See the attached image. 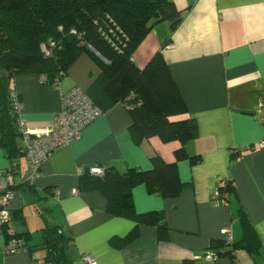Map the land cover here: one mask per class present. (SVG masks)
I'll list each match as a JSON object with an SVG mask.
<instances>
[{"label": "crops", "instance_id": "crops-1", "mask_svg": "<svg viewBox=\"0 0 264 264\" xmlns=\"http://www.w3.org/2000/svg\"><path fill=\"white\" fill-rule=\"evenodd\" d=\"M174 1L184 11L180 24L171 30L169 23H158L134 53L143 67L162 51L186 102L187 112L179 118L194 117L198 126L197 137L187 144L198 158L178 161L185 187L177 195L152 192L143 182L133 188L136 212L163 211L167 230L162 233L157 223L111 214L103 192L81 187V171L93 166L125 173L132 167L152 168L156 155L175 161L181 143L159 136L135 142L131 115L117 102L79 139L53 152L31 188L23 186L15 193L10 227L27 237V245L8 253L0 232V264H57L46 259L43 227L48 224L59 225L71 237L67 252L72 264H85L84 254L94 258L93 264H264V127L256 118L264 101V0ZM100 72L95 59L82 52L59 85L45 84L36 74L14 77L11 86L21 97L22 119L31 127H50L62 93L74 86L88 91ZM18 142L22 145L21 136ZM239 149L240 157L235 155ZM18 160L14 180L22 183L28 179V161L26 156ZM9 165L0 145V170ZM223 178L232 186L227 203L216 205ZM242 216L260 239L257 255L213 243L225 238L226 227L233 242L241 241ZM132 232L133 238L123 242ZM208 252L219 259L207 261Z\"/></svg>", "mask_w": 264, "mask_h": 264}, {"label": "trees", "instance_id": "trees-1", "mask_svg": "<svg viewBox=\"0 0 264 264\" xmlns=\"http://www.w3.org/2000/svg\"><path fill=\"white\" fill-rule=\"evenodd\" d=\"M183 17L184 11L174 0H0V145L10 159L6 169L15 176L18 159L25 156L18 123L20 114L11 94L15 91L12 79L36 74L43 83L55 85L76 58L87 52L101 69L93 86L86 91L93 102L103 112L114 103H124L131 115L130 131L135 142L159 136L164 142L178 141L181 146L175 151V161L167 162L156 155L150 169L132 167L120 173L107 167L103 174L83 169L81 187L103 192L109 213L131 216L140 223H157L162 233L166 231L163 211L136 212L133 188L143 182L152 192L177 195L185 187L179 176L178 161L190 158L195 162L198 158L187 150V144L198 135V126L194 117L179 118L187 112L186 102L162 51L156 52L143 67L137 65L134 53L158 23L165 21L174 30ZM3 70L5 75L1 73ZM18 97L21 99L19 94ZM23 186L32 187L29 178L6 189L16 193ZM231 186L229 182V193ZM11 214H14L12 209ZM241 220L244 227L241 241L217 238L213 243L246 248L257 255L260 239L251 223L243 216ZM1 228L7 242L18 238L23 242L22 247L27 245V237L10 231V223ZM43 230L46 259L72 264L67 252L71 237L59 225L48 224ZM134 234H128L123 242L131 240Z\"/></svg>", "mask_w": 264, "mask_h": 264}, {"label": "built area", "instance_id": "built-area-1", "mask_svg": "<svg viewBox=\"0 0 264 264\" xmlns=\"http://www.w3.org/2000/svg\"><path fill=\"white\" fill-rule=\"evenodd\" d=\"M45 52L49 51L44 47ZM60 84V78L56 79L55 85ZM14 105L19 112L18 123L21 128L23 142L25 144V156L28 161V178L34 180L39 175L41 165L48 157L58 148L69 144L71 141L79 139L83 130L93 121L103 115V110L93 102L86 90L81 86H74L67 92L62 93L60 109L55 113L52 124L47 128L31 127L21 117L23 103L18 97L16 91L11 92ZM256 118L264 127V101L260 103ZM260 145L264 146V137L260 141ZM247 145L244 148H250ZM241 149L235 152L238 153ZM236 156H239L237 154ZM90 172L95 174H103L104 168L101 166H93L89 168ZM229 179H220L219 188L214 196L216 205L227 203ZM15 184L14 175L8 169L0 170V232L2 225L10 223L12 219L11 201L15 197V191L6 189L8 186ZM222 188V189H221ZM6 189V190H5ZM5 190V192H3ZM78 192L77 190L75 191ZM12 231V230H10ZM225 239L233 241L232 231L230 227L223 229ZM23 246L21 239L12 238L7 244L8 253H16ZM85 264H93L94 258L89 254L83 255ZM205 259L209 262H215L219 259L217 253L208 252Z\"/></svg>", "mask_w": 264, "mask_h": 264}, {"label": "water", "instance_id": "water-1", "mask_svg": "<svg viewBox=\"0 0 264 264\" xmlns=\"http://www.w3.org/2000/svg\"><path fill=\"white\" fill-rule=\"evenodd\" d=\"M93 50L95 51V49H93ZM1 73H2V75H5V71L4 70Z\"/></svg>", "mask_w": 264, "mask_h": 264}]
</instances>
